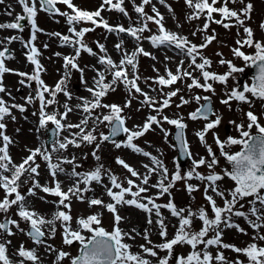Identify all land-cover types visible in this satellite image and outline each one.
<instances>
[{
	"label": "snow or ice",
	"instance_id": "1",
	"mask_svg": "<svg viewBox=\"0 0 264 264\" xmlns=\"http://www.w3.org/2000/svg\"><path fill=\"white\" fill-rule=\"evenodd\" d=\"M4 3L5 0H0V4ZM16 3L21 7V14H17L11 22L0 23V31L15 30L23 33L25 31L23 22L26 21L30 36L26 41L20 35L0 39V192L3 194L0 196V214H3V218L0 219V237H3L0 239V264H44L36 248L29 249L21 244L18 248L11 249L12 241L7 237H12L17 232L25 234L35 245L43 246L45 254L53 257L50 264H63L66 260L69 264H264V125L260 123V117L251 110L255 99L264 101V41L256 40L253 29L246 24V21L251 19L253 4L245 3V0H184L190 10L186 20L191 22L204 19L203 25L198 26L192 32V36L207 33L212 23L220 25L225 30L235 27L237 35L239 29H243V37L236 40L237 46L231 51L246 67L254 68L255 75L250 83L228 88V81L235 80V74H242L245 68L237 67L231 60L222 58L219 64L227 66L226 72L217 74L208 70L212 61L203 55V49L216 39L214 30L213 35L202 37L201 44H195L187 36L166 29L164 16L152 0H140L139 4L136 0H131L133 12L136 14L135 20L129 15L125 0H101L95 11L82 10L73 0H16ZM158 3L168 8L170 13L173 11L166 0H158ZM229 4H239L242 7L230 8ZM58 5L65 6L67 10L62 11ZM149 5L152 15L146 12V6ZM104 11L122 14L130 21L128 27L123 24L110 25L102 16ZM40 12L49 17L64 18L67 34L59 31L46 34L50 38H56L59 46L73 49L70 55L54 53L55 56L62 57L64 70L54 86H49L42 79V73L45 71L40 60L42 52L35 43L37 33L44 32L37 25V16ZM5 14L11 16L12 12L7 11ZM216 15H219L220 19H216ZM150 22L156 26L155 32L149 27ZM82 24H91L92 27H81ZM96 28H103L107 33L118 37L127 36L134 42L133 50L125 49V41L120 38L114 45V50L120 54L119 60L113 59L105 45L99 41L95 42L99 53L94 51L85 37ZM260 28L264 30V23L260 24ZM145 32L151 34L144 36ZM145 40L154 48L173 50L175 55L181 57L175 73L166 68L165 73L161 75L154 68L157 76L148 78L151 80L150 84L147 79L144 81L150 92L158 93V96L150 95L139 85L141 77L138 74V57L151 56L142 47ZM17 41L25 50L24 56L32 66L31 72L18 71L7 66L8 61L16 58L10 46ZM43 47L47 49L49 45L45 43ZM245 47L254 51L246 54L242 51ZM82 52L95 57L97 64L102 66L101 68L91 66L95 72L91 86H88L84 79L85 69L78 63ZM217 55L222 56L221 53ZM151 58L155 60L154 56ZM165 59L172 58L166 55ZM73 72L80 73L81 83L89 93L88 97H75L79 101L75 105L70 103L74 97L68 90V82ZM196 72L199 76L195 75ZM5 74L20 77L19 85L30 90L27 96L22 97L23 104L17 103L12 92L5 87ZM185 81H190L185 84L188 92L200 89L213 95L216 91L214 83L224 85V98L220 103L229 110H232L233 101L249 106L246 112L242 108L237 109L241 114V122L229 121L238 136L228 135L222 140L214 130L220 126L223 117L213 108L211 96L197 94L188 99L179 96L180 103L175 107L179 109L195 102L197 107L188 113L187 118L192 121H204L202 129L196 131L195 135L206 148L207 157L200 156L199 159L193 157L186 139L185 130L188 125L184 122V117L179 114L174 117L165 114V109L172 107L173 98L182 91L180 88L169 91L165 89H172L173 85ZM120 85H123L128 93L124 105L104 103L103 100L109 92L116 91ZM60 94L66 98L63 103L58 100ZM5 96L8 99H5ZM137 96L143 97L140 104L150 109V114L142 125L130 129L127 127V118L123 112L125 108L131 106L132 99H136ZM37 104V111L32 113L38 117L36 131L37 133L41 130L48 131L51 139L40 147L28 149L29 154L17 164L10 155L9 149L13 140L6 134V121L16 120L13 110L25 113L26 106ZM50 107L53 109L51 112L48 111ZM152 112L155 115L151 114ZM73 113L79 116L78 123L68 121L69 114ZM244 120L247 121L246 124ZM165 124L176 129L174 137L176 144L173 147L178 145L179 152L178 157L173 160L175 171L171 173L161 158L135 143L156 128L167 142L170 131L164 127ZM101 125L105 126L108 132H99L97 135V129ZM253 128L256 130L255 134ZM65 132L68 135H63ZM209 132L213 134L219 156L207 143L206 137ZM121 136L124 139H116ZM105 142H110L116 149H129L134 154L146 157L149 163L142 164L145 171L141 173L124 159L117 157L115 163L129 173L122 181L110 168L100 163L101 156L98 152ZM93 144L95 149L91 155L98 162L97 165L87 171H77L82 165L77 162L75 154L65 155L69 146L80 148ZM233 146H239V150L230 151ZM37 158L45 162L51 178L50 183L42 185L39 182L41 165L37 163ZM84 158L87 159V156ZM220 158H223L226 166L217 172ZM181 159L190 162L188 170L182 171ZM65 165L71 166V170L66 169ZM202 167L207 169L206 174L199 171ZM61 174L71 181L66 191L62 187L63 182L58 179ZM153 176L157 177L155 183L151 182ZM225 178L233 182L231 188L222 187ZM105 179L108 181L107 184L104 183ZM192 180L199 183L192 184L190 183ZM178 181L185 182V189L190 196L200 191L202 187L205 204L195 209L191 206L178 207L171 193V189ZM94 183L104 187L106 195L110 198L109 203L105 204L100 198H89L85 195L93 190ZM24 186H27L26 192L22 193L21 188ZM37 189L57 198L45 201L54 208L50 218L41 215L31 206L28 198L36 197ZM165 195L169 197L167 203H158L157 201ZM216 198L220 199L222 206L217 203ZM40 199L44 200V197ZM73 199L82 203L87 202L90 208L99 206L111 213L113 218L111 230L103 226L102 213L80 216L75 219L76 226L73 227L74 218L71 215ZM120 207H134L143 212L148 227L142 233L136 227L130 230L123 229L120 225L128 218L119 214ZM163 210L169 213L168 217L164 215ZM234 217L243 218L252 229L250 242H246L243 247L223 241L226 229H235L240 234L249 235L235 222ZM172 219H175V224L171 223ZM196 221L200 222L198 229L195 227ZM21 222L27 225V229L21 227ZM170 224L173 233L169 238ZM152 226L155 227V235L159 242L151 239ZM57 231L61 233L64 246L70 247L74 243L79 245L75 255L48 243V240L55 239ZM137 236H140L144 243L134 245L127 242L135 241ZM134 246L138 248L137 251L132 250ZM178 246L186 250L177 253ZM224 250H230L235 256L229 258Z\"/></svg>",
	"mask_w": 264,
	"mask_h": 264
},
{
	"label": "rangeland",
	"instance_id": "2",
	"mask_svg": "<svg viewBox=\"0 0 264 264\" xmlns=\"http://www.w3.org/2000/svg\"><path fill=\"white\" fill-rule=\"evenodd\" d=\"M74 4L77 5L80 9L86 10V11H95L100 3L101 0H73ZM153 4L159 9L160 13L164 16V25L166 29H169L171 31L180 33L182 35H185L195 44H201L202 37L204 35H213V30L216 35V39L205 49H203V55L207 58H209L212 61L211 67L208 69L209 71L215 72L217 74H223L227 71L226 65H220L219 61L220 59L225 60H231L237 67H244L245 71L242 74H235L236 79H230L228 81V88H231L233 86L238 85L237 81L241 76H246V84L251 82V68H248L245 66L244 62L238 58H235L232 54L231 49L236 47V40L243 37V29H239V35H237V28L233 27L231 30H225L220 25H217L215 23H212L210 25L209 30L207 33H198L196 36H192V32L196 30L198 26H202L204 23V19L201 18L200 20L191 21L189 22L186 20V16L189 13V9L184 3V0H166V3L171 6L172 12L170 13L168 11V8H166L164 5H161L158 3V0H152ZM252 3L253 4V11L251 13V19L246 21L247 26L251 27L254 32V38L256 40L264 41V30L260 28V24L264 23V0H245V3ZM136 3L139 4L140 0H136ZM9 5L11 7H9ZM58 7L61 8L62 11L67 10L65 6L58 5ZM125 7L127 11L129 12V15L132 17V20L136 19V14L133 12L131 0H125ZM230 8H240L242 7L239 4H229ZM7 11H11L12 15L8 16L5 13ZM146 12L149 15H152L151 12V6H146ZM17 14H21V7L16 3V0H5L4 4H0V23H6L11 22L14 20L15 16ZM102 16L109 22L110 25H116V24H123L125 27H128L130 21L128 18L124 17L122 14L115 12V11H104L102 12ZM216 19H220L219 15L215 16ZM58 21V22H57ZM37 25L41 29L44 30L42 33H37V40H36V46L41 50L42 56L40 57L41 63L44 66L45 71L42 73V79L45 81L46 84L49 86H54L59 79L61 78L63 74V60L62 57H57L54 55V53H61L62 55H70L73 53V49L71 47H61L59 46V41L56 38H50L46 33L59 31L63 34H67V25L65 23V20L63 17H49L47 14L40 12L37 16ZM179 25V27H178ZM81 27H92L91 24H82ZM149 27L152 29L153 32L156 31V26L149 23ZM151 33L145 32L143 35L148 36ZM12 35H20L23 37V39L26 41L29 39L30 31L29 26L27 25V22L25 21V31L23 33L16 32L15 30H2L0 31V39H3L5 36H12ZM111 35V36H110ZM107 37V38H106ZM109 37L111 38L112 42L109 43ZM120 38H123L125 41L124 47L125 49H128L129 51L133 50L134 42L128 38L127 36L118 37L115 34H109L107 33L103 28H96L95 31L90 32L86 34L85 40L88 43L90 47L93 48L94 51L99 53V49L96 46V41H99L100 43L104 44L107 48L110 44L111 48L114 50V45L119 41ZM47 43L49 47L45 49L43 45ZM11 49L13 50V53L15 55V59L12 61L7 62V66L12 69H16L18 71H24V72H31L32 66L28 64L26 61V58L24 56V49L19 41L14 42L11 46ZM142 47L151 54V56L155 57V60L149 57H145L143 55L138 57V74L141 77V80L139 81L140 87L146 91L149 92L150 95L158 96V93H152L150 92L149 87L147 84H145V80H148V83H151V80L148 78H155L157 76V72L153 69H157L159 71V74L163 75L165 73V69H170L175 73L177 63L173 61L171 65L165 64V56L173 52V50H169L166 48H154L151 46V44L145 40L142 42ZM108 49V48H107ZM242 51H245L246 54H251L254 50L249 49L247 47L243 48ZM115 60H119L120 54L117 53L115 50ZM217 53H221L222 56L217 55ZM199 62V61H198ZM81 68H84V79L87 81L88 86L92 85L93 77L95 75V72L91 69L92 65H96L97 68H101L99 64H97V59L95 57H92L88 55L87 53H81V57L78 61ZM87 66V67H86ZM185 67H187V61L185 62ZM191 71V69H189ZM195 75L199 76V73L196 72ZM20 77L13 75V74H5L4 76V85L6 88H8L12 95L16 98V102L23 104L24 100L22 97H25L29 93V89L27 87H21L18 83V80ZM111 79V77H109ZM190 83V81L185 82H178L177 84L172 86V89H165V91L173 90L175 88H180L182 91L179 93L177 97L173 98V104L172 107L169 109H165V114L169 115L170 117H174L175 115L179 114L184 117V122L188 125V127L185 130V136L189 143L191 152L193 154V157L196 159H199L200 156L207 157V151L204 146H202L199 142L198 137L195 135V132L202 129L204 121H192L189 120L188 113L194 111L197 107V104L195 102H192L188 105L183 106L182 108H176L175 105L180 103L179 96H184L186 99L190 98L193 95H209L211 96L213 100L214 109L217 111L218 114H221L223 119L220 124V126L215 129L214 131L219 135V137L223 140L226 139L228 135L232 136H238V133L234 130L233 126L229 124L230 120H236L238 123L241 122V114L237 110L238 108H242L243 111H248L249 106L247 104H238L237 102H232V110H229L226 106L220 103V100L224 98V91L225 86L221 85L219 83H214L213 87L215 88V95L212 93H205L200 89H193L192 92H188L185 88V84ZM201 83L203 81L201 80ZM33 87L35 85L33 84ZM155 87V85H153ZM19 89V90H18ZM68 90L73 94V99L70 102L71 104L75 105L79 103V101L75 97H88L89 93L85 90V86L81 83L80 80V73L73 72L72 77L70 81L68 82ZM128 98V93L123 87V85H120L116 88V91L109 92V94L104 98L103 102L108 104H117L120 106H123L126 99ZM5 99H8L7 96H5ZM65 97L63 94H60L58 96V100L63 103L65 101ZM143 97L137 96L136 99H132L131 106L124 109L123 115L127 118L126 124L127 127L130 129L133 128L136 125H142L147 116L150 114V109L146 107H142L140 104V100H142ZM27 111L25 113H20L18 111H14V114L16 116V120H7V129L6 134L12 138L13 144L10 145V155L12 156L13 160L19 164L22 160V158L26 157L28 153V149H34L36 147H40L42 144H46V140L48 139L47 131L41 130L39 133H37L36 128L38 126V117L34 116L32 113L34 111H37L38 104L28 105ZM139 109V111L137 110ZM53 109L50 107L48 109L49 112H51ZM62 110V109H61ZM254 111L256 115L260 117V123L264 125V101L255 99L253 101V107L251 109ZM101 111V110H98ZM151 114L155 115L154 112ZM73 114H69L68 121L71 119L73 120ZM79 122V116L74 119L72 123H78ZM244 123L246 124L247 121L244 120ZM91 121L89 122V127H91ZM229 127V131L226 130V127ZM155 128V125L153 126ZM164 127L170 131V135L168 137V141L165 142V139L163 137V134L160 132L158 128H156L155 131H149L147 132L143 137H140L138 140L135 141V143L143 148L145 151L151 152L153 155H157L159 158H161L167 168L169 169V172L175 171V166L173 163L174 158H177V149L174 148L173 145L175 144L172 135L175 131V128L173 126L165 124ZM49 128H51V125H49ZM19 129V131H17ZM253 134H255V128H253ZM99 132H108V129L101 125L98 129L96 134L98 135ZM64 134V133H63ZM124 139L122 137L119 140ZM207 143L211 145L214 149V151L217 153V156H219V149L214 144L213 140V134L212 132H209V134L206 137ZM95 149V145H83L80 148H73L69 146L67 152L65 155L71 156L72 154H75L78 158L77 162L82 165L81 168L77 169V171H87L90 169H93L97 165V161L92 157L91 153ZM159 150V151H157ZM239 150V146H233L230 151H237ZM85 155L87 156V159H85ZM98 155L101 156L100 163H103L106 168H110L114 174L120 177V179L123 181L125 180V177L129 176V173L125 169H123L121 166L117 165L115 163V160L117 157H120L124 159L129 165H131L133 168L137 169L139 166H136L137 159L143 157L142 155L134 154L129 149L120 148L116 149L110 142H105L101 145L100 150L98 152ZM146 158V157H145ZM55 159V155H54ZM37 163L41 165L39 170H44L41 172L40 177H42L41 184L50 183V176L46 170L45 162L39 158H37ZM148 163V162H147ZM190 162L187 161L185 164H181L182 171H186L190 168ZM226 166V162L223 160V158H220V164L216 168L217 172H220L222 168ZM65 168L69 171L71 170V166L65 165ZM145 171V169H144ZM199 171L203 173H207L206 168H201ZM135 179V178H133ZM157 177H152V183L156 182ZM105 184L108 183L107 179L104 181ZM192 184H198L199 182L196 180L190 181ZM30 186V184L28 185ZM100 185L93 184L92 185V191L86 193L85 195L89 198L95 196V192H93L96 188H98ZM233 186V182H231L229 179L225 178V180L222 182V187L225 189L231 188ZM26 187L24 186L21 188L22 193L26 192ZM99 190L104 191V197H105V204L110 202V198L106 195L104 187H99ZM37 195L36 197H32L36 199V203L32 204L31 206L35 208L36 211H38L41 215L45 212L44 208L47 206H52L50 203H46L45 201H51L54 199H57L56 197H52L48 194L43 193L39 189L36 190ZM154 193L155 190H152ZM172 198L175 202V204L178 207H188L191 206L193 209L197 208L200 205L205 204L204 198H203V189L201 187L200 191H196L191 194V196L187 193L185 189V182L184 181H178L176 185L171 189ZM151 194V193H150ZM2 192H0V196H2ZM40 197H44V200H41ZM169 197L167 195L161 197L160 200H158V203H167ZM217 199V203L221 204L219 198ZM128 208H134V207H128ZM127 208V209H128ZM122 207L120 209V213L122 212ZM135 209V208H134ZM137 210V209H135ZM14 211V210H13ZM54 211V208L52 209ZM138 211V210H137ZM166 217L169 216V213L166 210H163ZM93 213H102V223L103 226L111 230L112 227V214L109 213L106 209H101L99 206L89 207L87 202H80L78 200L73 199L72 206H71V215L73 216V227H75V219L79 218L80 216H87L89 214ZM145 215V214H144ZM3 218V214H0V219ZM13 218H16L13 216ZM50 218V217H49ZM234 220L236 223L240 225V227L244 228L249 235L245 236L243 234L238 233L235 229H226L223 235V241L225 243H232L236 246L243 247L245 246L246 242H250V237L252 235V229L248 225V223L240 217H234ZM172 224H175V219H172ZM171 226V224H170ZM21 227L27 229V225L24 222H21ZM59 227V225H57ZM195 227L198 229L200 227V222H195ZM139 230V229H138ZM140 231V230H139ZM173 233L172 227H169V237H171ZM154 242H159V238L155 235V228H154ZM0 239H3V237H0ZM7 239H10L12 241L11 249L18 248L21 244H24L26 248H36L38 254L41 256V258L44 261V264H50V261L53 259L52 256H47L45 254V249L43 246H37L35 245L30 238H28L25 234H22L20 232H17L16 235L12 237H7ZM143 240V239H142ZM49 244L54 245L56 248H63L64 251L70 252L73 255L77 253V249L79 247L78 244H73L72 246H64L62 244V238L60 231H57L55 239L48 240ZM186 249L180 248L179 246L176 248V252L180 253L185 251ZM225 255L229 258H232L235 256V253H232L230 250H224ZM215 252V250H213ZM244 259L243 257H241ZM63 264H69V262L66 260L63 262Z\"/></svg>",
	"mask_w": 264,
	"mask_h": 264
},
{
	"label": "bare ground",
	"instance_id": "3",
	"mask_svg": "<svg viewBox=\"0 0 264 264\" xmlns=\"http://www.w3.org/2000/svg\"><path fill=\"white\" fill-rule=\"evenodd\" d=\"M111 36V35H110ZM112 42V40H111V38L109 37V43H111ZM107 50H108V53L112 56V58L113 59H115L116 57H115V52H114V50L111 48V46H110V44L108 45V43H107ZM128 50V49H127ZM129 51V50H128ZM168 57H171L172 59H170V60H166L165 59V61H166V63L165 64H168V65H171L172 63H173V61H175L176 63H178L179 62V60H180V58L181 57H179V56H177V55H175L173 52H170L169 54H168ZM165 58V57H164ZM95 65V64H94ZM96 66V65H95ZM78 117V115H73V118L74 119H76ZM74 119L73 120H69V122H73L74 121ZM63 135H68V133L67 132H65ZM147 162L149 163V160L147 159V158H145V157H141L140 159L138 158L137 159V163H139V164H137L136 166H139L138 168H137V170L139 171V172H141V173H143L144 172V168L142 167V164H147ZM40 171V173L41 172H43L44 170H39ZM39 182L41 183V180H42V177H40L39 176ZM58 179L60 180V181H62L63 183H62V187H63V189L66 191L67 190V188H68V186L70 185V183H71V181L70 180H68L66 177H65V175H63V174H61L59 177H58ZM99 187H103L102 185H100ZM99 187L98 188H96L93 192H95V198H100V199H102L104 202H105V197H104V191H102V190H99ZM29 199V201H31V205L32 204H34V203H36L37 201H36V199H34V198H32V197H29L28 198ZM123 209H122V212L120 213V209H121V207L119 208V214L121 215V216H123V217H126V218H128V219H126L125 221H123L122 223H121V227L123 228V229H125V230H130L131 228H133V227H136L137 229H139L140 230V232L142 233L143 231H144V229L146 228V227H148V225L146 224V218H145V215H144V213L143 212H141V211H137V210H135L134 208H128V207H122ZM128 208V209H127ZM52 209H53V207L52 206H47V207H45L44 208V210H45V212L43 213V215H45L46 217H50V214H51V212H52ZM101 209H103V208H101ZM164 215H167V214H164ZM169 227H171V226H169ZM152 228H153V234H152V236H151V239L154 241V239H155V236H154V226H152ZM170 238V237H169ZM128 243H130V244H134V245H139V244H142V243H144V240H142V238L140 237V236H137V238H136V240L135 241H127ZM133 251H137L138 250V248H136L135 246L133 247V249H132Z\"/></svg>",
	"mask_w": 264,
	"mask_h": 264
},
{
	"label": "water",
	"instance_id": "4",
	"mask_svg": "<svg viewBox=\"0 0 264 264\" xmlns=\"http://www.w3.org/2000/svg\"><path fill=\"white\" fill-rule=\"evenodd\" d=\"M23 23L25 24V21ZM251 75H252V77L255 75V69L254 68H251ZM245 80H246V77L245 76H241L239 78V80H238V85L243 86L245 84ZM211 101H212V99H211ZM212 106H213V102H212ZM213 108H214V106H213ZM226 130L229 131V127L228 126L226 127ZM175 132H176V130H175ZM175 132L173 134V140H174V142L176 144V141H175V138H174L175 137ZM47 136H48V139L46 140V143H48L50 141V139H51L50 133L48 131H47ZM122 137L123 136L117 137L116 139L119 140ZM176 149L178 151V145L176 146ZM178 155H179V152H178ZM178 155H177V157H178ZM187 161H188L187 159H181L180 160V164H185Z\"/></svg>",
	"mask_w": 264,
	"mask_h": 264
}]
</instances>
